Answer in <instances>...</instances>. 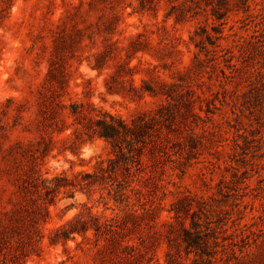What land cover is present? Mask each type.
<instances>
[{
  "label": "rangeland",
  "instance_id": "1",
  "mask_svg": "<svg viewBox=\"0 0 264 264\" xmlns=\"http://www.w3.org/2000/svg\"><path fill=\"white\" fill-rule=\"evenodd\" d=\"M217 1L0 0V264H191V220L228 264H264V0ZM102 112L155 117L170 155L126 154L120 203L81 186L113 157L75 141Z\"/></svg>",
  "mask_w": 264,
  "mask_h": 264
},
{
  "label": "trees",
  "instance_id": "2",
  "mask_svg": "<svg viewBox=\"0 0 264 264\" xmlns=\"http://www.w3.org/2000/svg\"><path fill=\"white\" fill-rule=\"evenodd\" d=\"M143 3L145 0H140ZM223 0H218L217 5H221ZM212 14L216 19L220 20L223 15L219 14L218 11L212 10ZM158 120L155 117L146 118L144 116H139L133 119L129 124L126 123L119 117L113 116L107 112L100 113V117L97 119H83L80 120L79 127L74 130L75 141L81 140L82 136L91 139L96 136L98 138L106 141L113 154L112 158H108L105 161V167H101L103 162H99V170L102 172L100 176L95 174L89 175L85 174L82 181L84 182L82 188H90L95 183L101 184L107 191V195L114 199L115 202L120 203V180L117 173L120 172V162L126 163V154H131L135 152L137 156L142 154L143 148L147 145V142H151L152 150L158 151V157H170L166 147L161 142L152 140L155 131L158 129ZM152 136V137H151ZM140 144L138 147L134 148L130 144ZM128 144V145H126ZM125 145V146H124ZM127 149L125 152L124 149ZM132 156V154H131ZM163 159V158H162ZM137 165L141 169L147 166V163L141 159L136 160ZM81 175L79 172L75 175L78 177ZM141 180L144 179L143 176L140 177ZM65 180V176L53 177L51 179L42 178L40 182L46 190H56L60 187L58 181ZM79 182V180H77ZM69 183H73L70 182ZM34 204V209L30 212L36 217L37 215H42V212H46L47 206L52 199H29ZM21 210L28 211L26 205H21ZM173 217L176 221L179 219L182 210L178 208H173ZM36 221V220H35ZM33 221V224L34 222ZM199 224L194 220H191L189 229H182V242L184 243V248L186 254L194 253L196 258L191 264H228L227 260L230 255H235V252L229 245L224 243V238L221 242L218 241L217 237H214V241L209 243L201 234L198 229ZM98 230V237H102L105 240H110L114 238L117 234L116 230L111 227L108 222H104L96 226ZM70 232L63 230L62 236L67 239ZM37 237L41 235L37 234ZM31 239V236H29ZM115 241L120 245V241L115 238ZM254 242V241H253ZM216 255V258L214 257ZM167 260L164 264H171L174 257L171 254H167ZM242 261V260H240Z\"/></svg>",
  "mask_w": 264,
  "mask_h": 264
}]
</instances>
